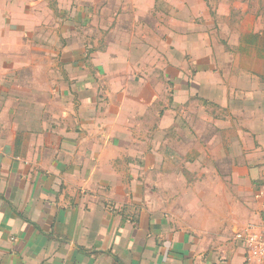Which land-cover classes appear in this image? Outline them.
<instances>
[{"label": "rangeland", "instance_id": "rangeland-1", "mask_svg": "<svg viewBox=\"0 0 264 264\" xmlns=\"http://www.w3.org/2000/svg\"><path fill=\"white\" fill-rule=\"evenodd\" d=\"M251 31L264 0H0V86L35 89L0 101L39 103L53 139L95 157L115 212L222 230L260 192L230 186L234 155L261 146L229 102L242 64L264 70L240 50Z\"/></svg>", "mask_w": 264, "mask_h": 264}, {"label": "crops", "instance_id": "crops-1", "mask_svg": "<svg viewBox=\"0 0 264 264\" xmlns=\"http://www.w3.org/2000/svg\"><path fill=\"white\" fill-rule=\"evenodd\" d=\"M137 3L129 11L144 13L145 3ZM239 45L246 61L264 67L263 32L241 35ZM240 71L229 102H240L250 115L248 129L261 146L234 155L241 161L230 170V186L251 191L258 185L260 192L234 199L242 217L222 230L145 211L115 212L111 205L124 202L115 184L105 193L106 171L95 157L90 163L71 136L53 139L52 118L42 119L39 103L26 97L11 103L6 96L0 101V264H259L246 261L238 234L264 225V70L242 64ZM23 88L35 93L6 84L0 93L20 94Z\"/></svg>", "mask_w": 264, "mask_h": 264}, {"label": "built area", "instance_id": "built-area-1", "mask_svg": "<svg viewBox=\"0 0 264 264\" xmlns=\"http://www.w3.org/2000/svg\"><path fill=\"white\" fill-rule=\"evenodd\" d=\"M238 238L244 240L246 245V261L248 263L264 264V225L259 229L248 227Z\"/></svg>", "mask_w": 264, "mask_h": 264}, {"label": "trees", "instance_id": "trees-1", "mask_svg": "<svg viewBox=\"0 0 264 264\" xmlns=\"http://www.w3.org/2000/svg\"><path fill=\"white\" fill-rule=\"evenodd\" d=\"M263 221H264V214L262 215Z\"/></svg>", "mask_w": 264, "mask_h": 264}]
</instances>
